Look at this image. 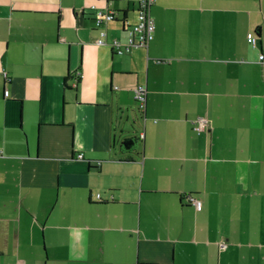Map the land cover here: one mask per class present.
Here are the masks:
<instances>
[{"label": "crops", "instance_id": "1", "mask_svg": "<svg viewBox=\"0 0 264 264\" xmlns=\"http://www.w3.org/2000/svg\"><path fill=\"white\" fill-rule=\"evenodd\" d=\"M138 8L0 0V264H264V0Z\"/></svg>", "mask_w": 264, "mask_h": 264}, {"label": "built area", "instance_id": "2", "mask_svg": "<svg viewBox=\"0 0 264 264\" xmlns=\"http://www.w3.org/2000/svg\"><path fill=\"white\" fill-rule=\"evenodd\" d=\"M155 4V0H139V8H138V20L135 25H133L129 32H128V41L125 46L115 40L113 41V49L117 54L122 55L123 53L131 50V48H139V47H148L150 42L153 40V36L155 33V24L154 19L151 15V8ZM116 19V14L113 11H104V10H97L96 11V24L97 27H102L105 23L112 22ZM106 33L101 32L100 39L98 40L99 45L105 44ZM249 43L254 47L257 44V38L255 36L248 39ZM264 58L263 56L261 57ZM80 77V74L79 76ZM7 78V76H6ZM9 92H5V96H8ZM135 100L137 103L144 108L145 101H146V89L144 87L135 88ZM207 124L205 120H201L200 124L195 127L196 132L200 133L204 129V125ZM79 158H83V155L80 154ZM100 198V196H98ZM197 208L201 207V202H195Z\"/></svg>", "mask_w": 264, "mask_h": 264}, {"label": "trees", "instance_id": "3", "mask_svg": "<svg viewBox=\"0 0 264 264\" xmlns=\"http://www.w3.org/2000/svg\"><path fill=\"white\" fill-rule=\"evenodd\" d=\"M152 9V8H151ZM99 10V9H98ZM138 20V19H137ZM156 27V25H155ZM133 143L131 141H124L123 145L125 146H131Z\"/></svg>", "mask_w": 264, "mask_h": 264}]
</instances>
